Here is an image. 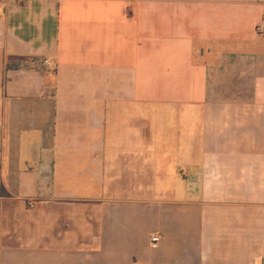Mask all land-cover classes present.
Segmentation results:
<instances>
[{
    "label": "crops",
    "instance_id": "crops-1",
    "mask_svg": "<svg viewBox=\"0 0 264 264\" xmlns=\"http://www.w3.org/2000/svg\"><path fill=\"white\" fill-rule=\"evenodd\" d=\"M4 2L0 264H259L264 0Z\"/></svg>",
    "mask_w": 264,
    "mask_h": 264
},
{
    "label": "built area",
    "instance_id": "built-area-1",
    "mask_svg": "<svg viewBox=\"0 0 264 264\" xmlns=\"http://www.w3.org/2000/svg\"><path fill=\"white\" fill-rule=\"evenodd\" d=\"M5 6V2L4 0H0V11L3 10ZM257 31L260 35H264V21L260 22L258 24L257 27ZM43 63L45 65H49L52 69H56L57 68V63L55 61L49 60V59H45L43 61ZM35 202L34 201H30L29 205L30 206H34ZM163 237L160 234H155L154 236L151 237V242L153 244H158L162 241ZM259 264H264V257L261 258L260 263Z\"/></svg>",
    "mask_w": 264,
    "mask_h": 264
}]
</instances>
